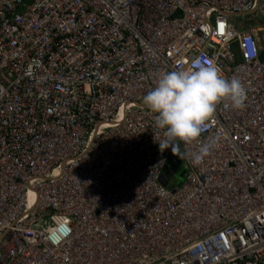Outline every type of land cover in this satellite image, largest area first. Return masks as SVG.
Here are the masks:
<instances>
[{"label": "built area", "instance_id": "obj_1", "mask_svg": "<svg viewBox=\"0 0 264 264\" xmlns=\"http://www.w3.org/2000/svg\"><path fill=\"white\" fill-rule=\"evenodd\" d=\"M262 18L264 0H0V264H264ZM197 60L247 103L217 107L201 164L177 146L169 189L142 100Z\"/></svg>", "mask_w": 264, "mask_h": 264}, {"label": "clouds", "instance_id": "obj_2", "mask_svg": "<svg viewBox=\"0 0 264 264\" xmlns=\"http://www.w3.org/2000/svg\"><path fill=\"white\" fill-rule=\"evenodd\" d=\"M230 103L241 110L247 103V92L239 79L226 78L214 66L197 60L181 69L159 75L155 86L142 103L154 118L155 142L161 153L177 146L198 145L196 151L182 154L194 165L201 164L219 144L215 136L201 144L200 138L214 119L217 107Z\"/></svg>", "mask_w": 264, "mask_h": 264}, {"label": "water", "instance_id": "obj_3", "mask_svg": "<svg viewBox=\"0 0 264 264\" xmlns=\"http://www.w3.org/2000/svg\"><path fill=\"white\" fill-rule=\"evenodd\" d=\"M261 58L262 59L264 58V51L262 53ZM181 163H182V160H181V157H180L178 151L176 150V152H174V153L172 152V155L168 160L166 169L164 170L165 178L162 177V184L164 186L167 185L168 180H171L175 176V174L179 171V169L181 167ZM181 175H182V177H184V171Z\"/></svg>", "mask_w": 264, "mask_h": 264}, {"label": "rangeland", "instance_id": "obj_4", "mask_svg": "<svg viewBox=\"0 0 264 264\" xmlns=\"http://www.w3.org/2000/svg\"><path fill=\"white\" fill-rule=\"evenodd\" d=\"M259 26L260 27H263V29H264V19L263 18H262ZM183 171H184V167L181 166L180 169H179V171L173 177V181H172V184L173 185H170L169 186V189H172V187L176 188L177 186H180L184 182V177H182V175H181L183 173Z\"/></svg>", "mask_w": 264, "mask_h": 264}, {"label": "snow or ice", "instance_id": "obj_5", "mask_svg": "<svg viewBox=\"0 0 264 264\" xmlns=\"http://www.w3.org/2000/svg\"><path fill=\"white\" fill-rule=\"evenodd\" d=\"M220 27H221V29H223L224 26L223 25H220Z\"/></svg>", "mask_w": 264, "mask_h": 264}]
</instances>
